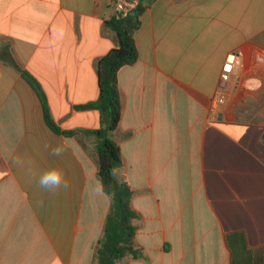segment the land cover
Returning a JSON list of instances; mask_svg holds the SVG:
<instances>
[{"label": "crops", "instance_id": "0c3cea01", "mask_svg": "<svg viewBox=\"0 0 264 264\" xmlns=\"http://www.w3.org/2000/svg\"><path fill=\"white\" fill-rule=\"evenodd\" d=\"M140 4L112 138L144 258L121 264H240L244 247L264 264V0ZM117 14L113 0H0V55L16 62L0 59V264L95 261L111 201L97 175L100 114L77 106L99 97ZM45 107L73 134L53 131ZM51 168L67 188L38 186Z\"/></svg>", "mask_w": 264, "mask_h": 264}, {"label": "trees", "instance_id": "16d2710c", "mask_svg": "<svg viewBox=\"0 0 264 264\" xmlns=\"http://www.w3.org/2000/svg\"><path fill=\"white\" fill-rule=\"evenodd\" d=\"M113 1L117 4L118 0ZM138 1L131 12L120 17L117 14V16L106 22V26L115 34L117 46L112 48L98 62V99L77 106V109L96 110L100 114V128L92 131V135L95 137L97 175L102 191L111 201L103 235L98 241L93 264H121L129 258H144L141 248L135 241L139 214L132 207L133 193L128 183L117 174V170L122 166L123 161L120 146L112 138L114 131L119 126L122 113L121 94L117 80L118 72L122 67L133 65L138 60L134 32L139 26V17L144 10L140 0ZM0 59L16 66V62L8 50H4L0 55ZM23 74L29 82L35 83L34 78L28 72L24 71ZM45 118L53 131L65 135L73 134L70 131H62L51 119L46 107ZM239 236L241 235L234 234L233 236H227V238L230 242V237L236 238ZM241 249L249 254L248 248ZM246 256L243 257L240 264H251Z\"/></svg>", "mask_w": 264, "mask_h": 264}, {"label": "clouds", "instance_id": "9594fccd", "mask_svg": "<svg viewBox=\"0 0 264 264\" xmlns=\"http://www.w3.org/2000/svg\"><path fill=\"white\" fill-rule=\"evenodd\" d=\"M63 151L64 149L59 145L51 149L52 155L57 157L62 155ZM37 184L41 189L49 192H55L57 190H60L61 188L68 187L67 181L65 180V174L57 168H51L44 171L39 176ZM99 190L102 191V186Z\"/></svg>", "mask_w": 264, "mask_h": 264}, {"label": "built area", "instance_id": "2783aa9c", "mask_svg": "<svg viewBox=\"0 0 264 264\" xmlns=\"http://www.w3.org/2000/svg\"><path fill=\"white\" fill-rule=\"evenodd\" d=\"M137 5V1H129V0H118L116 4V10L119 14L124 15L126 13L131 12L135 6ZM233 70V59H227L226 64L223 67L221 80L227 81L229 79L230 74Z\"/></svg>", "mask_w": 264, "mask_h": 264}, {"label": "water", "instance_id": "95a60500", "mask_svg": "<svg viewBox=\"0 0 264 264\" xmlns=\"http://www.w3.org/2000/svg\"><path fill=\"white\" fill-rule=\"evenodd\" d=\"M121 16V14L119 15V17Z\"/></svg>", "mask_w": 264, "mask_h": 264}]
</instances>
